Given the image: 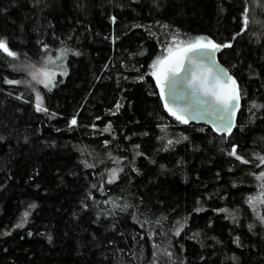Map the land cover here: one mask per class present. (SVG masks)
I'll use <instances>...</instances> for the list:
<instances>
[{
  "label": "trees",
  "instance_id": "16d2710c",
  "mask_svg": "<svg viewBox=\"0 0 264 264\" xmlns=\"http://www.w3.org/2000/svg\"><path fill=\"white\" fill-rule=\"evenodd\" d=\"M198 37L231 45L218 60L241 109L226 137L176 120L150 75L165 45ZM0 39L17 53L0 52V264H264L248 202L264 166V0H0ZM58 50L65 75L35 86L29 71Z\"/></svg>",
  "mask_w": 264,
  "mask_h": 264
},
{
  "label": "snow or ice",
  "instance_id": "6c2138e0",
  "mask_svg": "<svg viewBox=\"0 0 264 264\" xmlns=\"http://www.w3.org/2000/svg\"><path fill=\"white\" fill-rule=\"evenodd\" d=\"M248 9L244 10V19H243V30H246L248 19H247ZM115 18H113L114 20ZM206 38L198 37L195 42L188 43L186 46L182 44L175 45V47L165 45V52L167 55L162 56L155 60L151 67L153 71L150 73L155 80L157 86L160 88L161 98H164V85H168L171 94L173 96L181 95L185 99V103L188 105L189 110L193 113H200L201 115H209V116H217L219 115L220 121H224L225 116L224 113H234L235 110L239 107V92L237 89H233L231 94H225L221 91L217 90V83L221 79V74L224 76L227 73L224 70L216 73L210 80L204 73L198 74H190L189 77L185 79H177L180 71L183 70V61L186 58V54L188 52H195L201 48H211L213 51L221 48V47H230V44L218 45L212 42L211 40H207V43H202ZM0 52L11 57L13 59L17 58V53L10 50L7 45L6 40L0 39ZM64 50H62L63 54ZM60 57L58 56L57 59ZM48 62H51V57H49ZM191 62V61H189ZM43 74L46 79H39V76ZM31 78L38 83H42L45 88H48L50 84H53L54 74H49L47 72H43L42 69H38L37 71L31 73ZM231 79V77H228ZM6 83L10 85L20 84L19 80H6ZM235 84V81H232ZM204 97V99H201ZM42 97L37 93L36 95V109L37 111H47L46 108L42 107ZM215 105H219L216 107ZM117 108L120 107L119 104L116 105ZM253 107H257V105L253 104ZM165 108L169 111V113L175 117L176 120L187 123L188 120L182 116L181 114L173 111L171 108H168L167 103H165ZM71 124H76V119L73 118L71 120ZM224 130H230L231 124H224ZM104 131H108V128H105ZM169 144L172 143L171 140L168 141ZM230 156H234L237 160H239L243 164L250 163L249 160L241 157L236 150V147L233 146L231 151L229 152ZM260 161V165H264V157H257ZM91 167V165H87ZM122 171V169H121ZM117 169H112L110 173L109 183L113 182L116 178ZM257 180H264V171H261L258 175H256ZM264 189V185L261 186ZM254 200L253 197L248 198V202L251 204ZM264 203V199L261 200ZM31 208H35V205H30ZM221 211L227 212V209H222ZM29 212H24L22 214L21 221L15 225L16 228H22L28 222ZM261 222L264 223V217H260ZM182 225L177 229L176 234L179 235V232L182 230ZM249 227H252L251 225ZM8 234V233H5Z\"/></svg>",
  "mask_w": 264,
  "mask_h": 264
},
{
  "label": "water",
  "instance_id": "95a60500",
  "mask_svg": "<svg viewBox=\"0 0 264 264\" xmlns=\"http://www.w3.org/2000/svg\"><path fill=\"white\" fill-rule=\"evenodd\" d=\"M223 47L213 51L211 48H201L195 52H188L186 58L183 61V70L180 71L177 79H185L190 74L204 73L210 80L216 73L224 70L227 75L221 74V79L217 83V90L225 94H231L233 89H237L239 92V107L234 113H224V121H220L219 115L209 116L201 115L200 113H193L189 110L188 105L185 103V99L181 95L173 96L168 85H164V103H167L168 108L184 116L189 124L199 125L209 128L218 136H229L237 122L238 115L241 109V93L240 87L236 78L226 69V67L218 60V53ZM191 61V62H189ZM231 77V79H228ZM235 81V84L232 81ZM204 99V97H201ZM219 107V105H215ZM224 124H231L230 130H224Z\"/></svg>",
  "mask_w": 264,
  "mask_h": 264
},
{
  "label": "rangeland",
  "instance_id": "374dc122",
  "mask_svg": "<svg viewBox=\"0 0 264 264\" xmlns=\"http://www.w3.org/2000/svg\"><path fill=\"white\" fill-rule=\"evenodd\" d=\"M191 42H195V39L192 41H189V43ZM202 43H207V40L202 41ZM178 44H182L186 46L188 43L187 42L184 43L183 41L181 42L177 40L176 42L171 43L169 46L175 47V45H178ZM165 55H167V53L164 50L162 54L159 55L155 60ZM58 56L60 57L59 59H57ZM49 57H51V62H48ZM66 58H67V55H65L64 52L62 54V51H59V50L55 51L54 53H52L51 55L43 59L41 64H39L38 66H35V68H32L29 71V75L31 76V73L37 71L38 69H42L43 72H47L49 74H54L53 84H50L49 87L46 88V89H50L54 86V82L56 81L58 77L65 75L66 73L65 59ZM152 71L153 69L151 67V72ZM30 79L34 83L35 86L44 87L42 83H38L37 81L32 80L31 77ZM39 79L43 80V79H46V77L43 74H41L39 76ZM37 93L40 95L39 89L35 90V96L37 95ZM261 171H264V166H262V170H260V172ZM262 185H264V180H257V183L255 185L256 186L255 191L250 195L251 197L254 198V200L252 201L250 205L254 211L255 217L257 218L259 223L264 227V223H262L260 219V217H264V203L261 202V200L264 199V189H262L261 187Z\"/></svg>",
  "mask_w": 264,
  "mask_h": 264
}]
</instances>
